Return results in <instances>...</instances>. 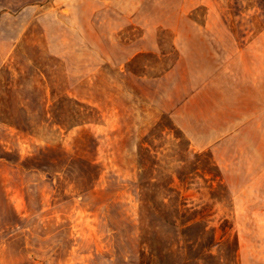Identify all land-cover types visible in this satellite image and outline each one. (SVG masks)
Segmentation results:
<instances>
[{
  "label": "rangeland",
  "instance_id": "374dc122",
  "mask_svg": "<svg viewBox=\"0 0 264 264\" xmlns=\"http://www.w3.org/2000/svg\"><path fill=\"white\" fill-rule=\"evenodd\" d=\"M240 29L264 36V0H0V264H264Z\"/></svg>",
  "mask_w": 264,
  "mask_h": 264
},
{
  "label": "trees",
  "instance_id": "16d2710c",
  "mask_svg": "<svg viewBox=\"0 0 264 264\" xmlns=\"http://www.w3.org/2000/svg\"><path fill=\"white\" fill-rule=\"evenodd\" d=\"M60 105H61V102H58V106H56L55 108V112L57 113L56 117L58 116V124H69L70 122H73V123H79V119L82 118V116H84L83 112L86 110V107H84V105H82L81 103L77 102V101H72V105L71 107L69 108V112L70 114L67 115L66 118L64 119H59L61 118V115L59 113V110H60ZM83 108V111L81 110ZM83 119V118H82ZM62 120V121H61ZM72 125V124H71ZM142 186V185H140ZM141 189L144 188V186L140 187ZM145 207V206H144ZM142 209H143V206H142ZM142 220L144 222H146L147 226L148 227H152V223L154 222L155 224L153 225V227H156L159 229L160 227V224H171L166 217H164V215H159V219H157L156 217L153 218V219H150V220H147V218H142ZM188 222V221H187ZM186 224V223H184ZM192 225H188L185 227V229H189ZM154 234V233H153ZM155 236V235H154ZM155 244V240L152 239V241L150 240V242L148 243V245H150V247H153ZM214 245V236L211 235L210 238H209V242L207 245L204 246V251H209L210 248ZM192 247V246H191ZM189 247V248H191ZM186 251V253H184L185 255V258L183 259V262L187 261L188 260V251L191 250L189 249ZM154 251V249H153Z\"/></svg>",
  "mask_w": 264,
  "mask_h": 264
},
{
  "label": "crops",
  "instance_id": "0c3cea01",
  "mask_svg": "<svg viewBox=\"0 0 264 264\" xmlns=\"http://www.w3.org/2000/svg\"><path fill=\"white\" fill-rule=\"evenodd\" d=\"M242 18V17H240ZM243 20V19H240V21ZM235 21H238V20H235ZM247 34H248V31H246L245 29H240L238 31L235 32V45L237 47L236 50L232 51L237 57L236 61L239 63L240 61V55H244V54H261V53H264V41H261L259 40L261 37H264V36H259L258 33L256 35V38H258V43H256L255 45L252 44V42H248L247 41H243V39L247 38ZM255 36V35H254ZM253 36V38H254ZM249 39V37H248ZM244 43V44H243Z\"/></svg>",
  "mask_w": 264,
  "mask_h": 264
}]
</instances>
